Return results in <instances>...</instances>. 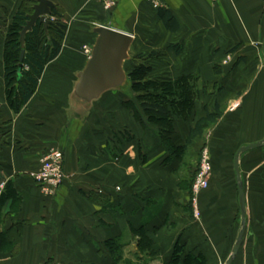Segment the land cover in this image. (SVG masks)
<instances>
[{
	"label": "crops",
	"instance_id": "1",
	"mask_svg": "<svg viewBox=\"0 0 264 264\" xmlns=\"http://www.w3.org/2000/svg\"><path fill=\"white\" fill-rule=\"evenodd\" d=\"M48 1L68 27L64 45L32 97L14 112L3 79L5 33L13 15L37 0H0V264H114L109 240L123 245L119 264L137 262L140 229L158 258L139 263L166 262L179 243L209 264H225L241 219L234 156L264 140V0H159L158 9L146 0H120L111 11L96 0ZM160 11L174 19L175 32L165 28ZM96 25L131 35L136 55L178 47L152 62L154 76L199 77L192 119L174 124L176 146L185 144L205 111L221 108L190 146L199 153L201 142L208 145L207 189L192 192L193 162L185 171L182 159L167 162L129 87L105 93L88 111L71 104L86 62L78 39ZM86 40L91 43L90 35ZM128 101L138 107L142 124L122 106ZM51 148L63 154L65 178L46 193L28 173ZM239 172L246 224L231 264H264V146L241 155Z\"/></svg>",
	"mask_w": 264,
	"mask_h": 264
},
{
	"label": "trees",
	"instance_id": "2",
	"mask_svg": "<svg viewBox=\"0 0 264 264\" xmlns=\"http://www.w3.org/2000/svg\"><path fill=\"white\" fill-rule=\"evenodd\" d=\"M31 7L30 3H26L13 15L3 43L2 65L5 92L8 104L14 112H18L32 97L45 68L60 55L68 31L67 25L57 11L52 12L53 20H50L47 34L43 26L36 23L32 31L25 36V55L22 67L19 68V57L22 50L20 32L27 21L26 16L32 12ZM158 16L167 30L176 31L177 26L168 12L160 11ZM92 29L84 37L90 35L95 39L96 36ZM94 39L90 41V45L94 43ZM169 50H174L176 53L179 51L178 47L170 46L164 51H150L144 55H135L134 59L130 56L124 64L129 88L139 109L146 116L147 123L155 128L158 144L168 154L167 162L176 158L183 159L193 140L202 138L206 129L221 115L219 107H215L213 113L205 111V116L198 119L189 129L185 144L183 146L174 144L175 122L177 120L187 122L192 119L195 113V103L199 100L201 93L197 86L199 85L197 76L187 75L173 80H164L154 76L152 62L160 60ZM85 61H87L86 58ZM130 63L132 65L127 70V64ZM122 106L130 110L140 124L143 123L137 110L138 107H135L134 103L123 102ZM135 233L138 236V251L135 254L137 262L124 261L122 264H148V261L142 263L139 261L143 258L157 259L158 252L153 250V242L146 237L143 229ZM105 247L113 258L114 264H119L122 260L123 245L117 240H109L106 241ZM161 264H209V262L201 252L187 251L183 245L176 243L169 260Z\"/></svg>",
	"mask_w": 264,
	"mask_h": 264
},
{
	"label": "water",
	"instance_id": "3",
	"mask_svg": "<svg viewBox=\"0 0 264 264\" xmlns=\"http://www.w3.org/2000/svg\"><path fill=\"white\" fill-rule=\"evenodd\" d=\"M53 9L54 5L48 0H37L32 5V12L26 16L27 21L20 32L22 50L19 57V68L22 67L25 55L24 43L26 34L32 31L36 23H40L47 34ZM92 32L96 37L91 47L90 57L85 62L82 70L76 74V81L70 95L71 104L82 111H88L93 103L98 101L105 93L120 91L127 87L128 80L124 64L130 59V48L134 41L131 35L102 25H96L92 29ZM262 146H264V140L260 143L240 148L234 156L233 164L237 181V198L241 219L235 246L225 264H231L238 252L241 239L244 235V225L246 224V207L239 172V160L245 152Z\"/></svg>",
	"mask_w": 264,
	"mask_h": 264
},
{
	"label": "built area",
	"instance_id": "4",
	"mask_svg": "<svg viewBox=\"0 0 264 264\" xmlns=\"http://www.w3.org/2000/svg\"><path fill=\"white\" fill-rule=\"evenodd\" d=\"M104 10L111 11L114 9L120 0H96ZM214 4L221 1H233V0H209ZM154 9L160 7L159 0H146ZM92 45H84L82 47L83 56L89 59L91 54ZM237 104L233 106L236 107ZM200 166L198 167L194 184L192 186V192L198 194L199 192L208 188L209 177L211 173L210 157L207 150L202 151ZM30 179H32L37 185H39L44 192L53 193L64 181L65 175L63 170V154L58 149H48L45 151L42 160L36 170L28 173ZM47 264H56L49 262Z\"/></svg>",
	"mask_w": 264,
	"mask_h": 264
},
{
	"label": "rangeland",
	"instance_id": "5",
	"mask_svg": "<svg viewBox=\"0 0 264 264\" xmlns=\"http://www.w3.org/2000/svg\"><path fill=\"white\" fill-rule=\"evenodd\" d=\"M0 31H1V29H0ZM85 39H87V37H81V38H79L78 40L79 41H81L80 42V44L79 45H77V47H78V51L83 55V53H82V47L84 46V45H90L91 43H87V42H89V41H85ZM92 39H94L92 36H91V40ZM92 42V41H91ZM92 45H93V43H92ZM152 51H161V50H159V48L158 49H156V50H152ZM149 53V52H148ZM144 54H147L146 52L144 53H139V54H137V55H144ZM135 55L136 54H134L132 51L130 52V56L132 57V59H134V57H135ZM132 65V63H130V64H127V67H128V69L127 70H129V68H130V66ZM126 67V68H127ZM128 87H129V83L127 84V88L126 89H124V90H127L128 89ZM133 99V98H132ZM134 100V99H133ZM206 142V141H205ZM204 141L203 142H201V146H200V150H199V153H193V152H190L191 151V145L189 146V151H187L186 152V155H185V157L182 159L183 161V164H184V166L182 167V171H185V169H186V167H185V165H187V164H189V163H192V165L194 166V168H195V170L193 171V173H192V176H193V179H192V186H193V184H194V175H195V171H197V169H198V167L200 166V159H201V154H202V151H204V150H207V152L209 153V151H208V145L205 143ZM198 157V158H197ZM210 157V156H209ZM191 165V166H192ZM210 165H211V161H210ZM117 189H119V188H117ZM56 191V190H55ZM140 256H141V254H139ZM138 255V256H139ZM139 256V257H140ZM145 260V259H144ZM153 261H155V259L153 260ZM142 263V262H141Z\"/></svg>",
	"mask_w": 264,
	"mask_h": 264
}]
</instances>
